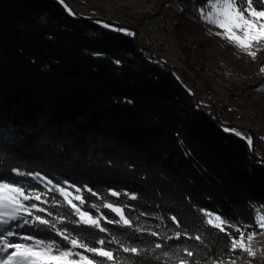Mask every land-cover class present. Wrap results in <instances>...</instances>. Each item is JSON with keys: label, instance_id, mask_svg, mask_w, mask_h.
Returning a JSON list of instances; mask_svg holds the SVG:
<instances>
[{"label": "trees", "instance_id": "obj_1", "mask_svg": "<svg viewBox=\"0 0 264 264\" xmlns=\"http://www.w3.org/2000/svg\"><path fill=\"white\" fill-rule=\"evenodd\" d=\"M80 4L85 3L0 0V179L21 181L29 192L41 193V200L25 201L45 209H31L34 215L56 222L89 247L112 251L118 264H178L185 248L194 252L191 264H264V235L253 241L259 249L255 257L230 250L232 239L239 238L235 228L246 235L261 232L255 218L264 214V165L259 163L264 153L231 131L232 120L249 121L237 115L241 102L225 111L206 95L219 97L211 82L203 83L205 89L193 86L200 66L189 59L188 29L204 20L200 10L207 0H155L148 13H131L139 26L146 27L144 18L158 19L154 28L177 49L192 79L163 58L161 63L151 58L126 19L95 8L86 12L77 8ZM241 6L247 7V0ZM253 6L264 10V0H254ZM250 89L252 97L257 91L264 98V72L258 81L238 87L241 99L251 96ZM258 115L255 139L264 141ZM13 168L39 172L75 193L79 188L83 203L73 202L99 219L100 227L76 223L80 216L59 192L49 191L52 185L16 176ZM105 203L121 207L130 223ZM205 213L235 227L220 231L207 223ZM15 230L19 235L9 239L16 242L30 243L20 237L32 235L71 247L44 225L34 228L30 222ZM198 235L202 240L194 239ZM121 245L142 253H126ZM75 251L93 264H113L85 249Z\"/></svg>", "mask_w": 264, "mask_h": 264}, {"label": "snow or ice", "instance_id": "obj_2", "mask_svg": "<svg viewBox=\"0 0 264 264\" xmlns=\"http://www.w3.org/2000/svg\"><path fill=\"white\" fill-rule=\"evenodd\" d=\"M254 0H247V7L241 6V0H207L206 9H201L202 18L222 31L217 32L216 35H220L227 39L230 43L235 44L242 51L246 52L252 58H256L257 51L264 49V10H257L253 6ZM107 27V25H106ZM129 35L133 33L129 32ZM255 49V50H254ZM264 72V67L261 68ZM229 131V129H225ZM235 132L237 136L241 133L235 129L231 130ZM247 143L251 148L253 145V138L248 136ZM264 139V138H262ZM12 172L16 176H31L34 180L41 182L47 181L46 187L52 185L49 191L59 192L68 205L80 216V220L76 221L78 224H88L92 227H100L99 219L93 218L88 213L81 212L80 208L73 203V199L79 200L83 203V198L80 195L72 197V194L67 189L60 187L58 184L53 185L52 180L42 177L39 172L26 173L21 172L19 169L13 168ZM67 183V182H65ZM91 191V189H88ZM76 192L79 193L80 189L77 188ZM113 196H118L120 193L112 192ZM43 195H47L44 193ZM42 194L36 191L29 192L21 181H7L0 179V264H93V260L88 256L83 255L80 252L75 251L77 248L85 249V251L93 253L95 255L106 257L113 264H118L115 254L112 251H106L103 248L97 249L89 247L81 239H78L71 235L66 229L61 230L57 228L56 222L46 219L39 215H34L31 209H38L40 212H44L45 209L38 208L35 203L26 204L25 201L41 200ZM131 199H136L135 194L130 196ZM105 208H110L121 216V221L124 224H129V220L126 219L120 208L113 207L110 203L103 205ZM26 214V215H25ZM208 216L207 223L220 231H226L227 228L235 227L221 216H213L211 213H205ZM51 216V212L48 213ZM63 217H56L57 222L63 223ZM176 220L175 217L172 218ZM22 221V223H20ZM15 222V223H14ZM31 222L32 227L36 225H44L47 228L55 231L57 235L61 236L63 240L68 241L71 245L69 248H62L56 240L46 242L43 239H36L32 235H25L20 237V241L16 242L10 240V237H17L19 234L15 229L23 228L25 225H29ZM111 222V221H110ZM120 221H117L119 223ZM256 227L261 229V232H249L247 235L244 230L235 228L239 232V238H233L231 241V251L237 249L246 252L249 257H255L259 249L254 247L253 241L257 235H264V214L257 213L255 218ZM251 226H244L248 228ZM100 231H105L104 228H100ZM157 235V233H152ZM180 233H176L175 236L178 239ZM194 239L202 240L201 236H195ZM100 245H104V241L98 242ZM157 249L161 248V244H156ZM121 248L126 253H131L136 256L141 255L142 250L136 247H125L121 245ZM186 254L184 258L179 259L178 264H191L188 258L194 256V252L188 248L183 249ZM169 253L165 252L164 256L168 257ZM213 264H236L235 260L213 261Z\"/></svg>", "mask_w": 264, "mask_h": 264}, {"label": "rangeland", "instance_id": "obj_3", "mask_svg": "<svg viewBox=\"0 0 264 264\" xmlns=\"http://www.w3.org/2000/svg\"><path fill=\"white\" fill-rule=\"evenodd\" d=\"M82 1L85 4H80L77 8L82 9L83 11L90 13L99 11L101 12V14H104L110 18H114L117 20L126 19L130 24L136 26V30L134 31V33L137 34L138 41L145 44V49H147V46L152 50L157 47L155 46V43L153 42L154 40L152 38L154 35H156L165 44L162 46V48H156V53H159V58L162 61L164 59L171 67H177L178 69L186 72L191 79L193 78L192 75H190L186 71V68L182 64V61H179V53L177 49L172 45L170 40H168L165 36L159 34L154 28L157 24L158 19H153L149 22L147 18H144L143 23H145L146 25V27H144L142 25H137L131 18V13L140 15L148 13L150 11L151 5L155 0ZM69 4L73 7L76 6V3L74 4L73 2H69ZM92 5L95 7H92ZM168 6L167 11L173 12V6ZM91 8H95L96 11ZM220 31L222 30L215 25L206 22L205 20H203L201 23L198 22L192 24L188 29L187 40L189 42V45H191V47L188 49L189 59L200 66L199 78L193 81L194 89L196 90L197 87L201 86L205 89L203 83L208 81L211 82L212 87L215 89V92L219 94V97H216L212 93H205L206 95H209V101H211L212 105H214L216 108H220L221 104H224L223 110L225 111L233 107H237V104L241 102L240 104L242 105V108H238V110H236L237 115H239V113L241 112L242 114H244V116H247L249 121L236 118L234 121H231V123L233 122L232 124H234L236 128H230L239 131L241 133V136H243L245 139L248 136L252 137L253 134V143L255 148H259L264 153V141H258L257 139H255V134L258 133L255 129V121L257 115L259 114L258 118H262V120H264V98L262 97L261 92L257 91L255 93L256 98L252 97V92L254 90L250 89L249 95L251 94V96L246 99H241L240 95H238L237 90L240 85L244 83H254L261 78V75L263 73L261 71V68L264 67V49L258 50L257 56L254 59L246 52L242 51L235 44L230 43L224 37L216 35V33ZM260 61L263 62L262 65H259ZM218 66H224L227 72L236 73L238 75V79H234L231 81L225 79L223 71ZM230 92H236L234 93V98L230 97ZM236 102L238 103L236 104ZM249 112H252L253 115H248ZM44 182H46V180L41 183L43 184ZM67 191L72 194V197L79 195L78 193H75L73 189H67Z\"/></svg>", "mask_w": 264, "mask_h": 264}, {"label": "built area", "instance_id": "obj_4", "mask_svg": "<svg viewBox=\"0 0 264 264\" xmlns=\"http://www.w3.org/2000/svg\"><path fill=\"white\" fill-rule=\"evenodd\" d=\"M152 38H153V40H154L153 42L155 43V46H157L158 49H159V48H162V46L165 45L164 42H163L162 40H160L156 35H154ZM150 41H151V40H150ZM147 45H148V44H147ZM149 45H150V44H149ZM157 47H156V48H157ZM156 48H154V49L152 50V49H149L148 46H147V49H145V50H146L147 54H148L151 58L155 59L158 63H161V59H160L159 56H158L159 53H156V52H157V49H156ZM263 62H264V61H263ZM263 62L260 61V64H259V65H262ZM218 67H220V69L223 71V73H224V75H225V79H227V80H229V81L234 80V79H238V75H237L236 73L227 72V71H226V68H225L224 66H218ZM248 115L252 116L253 113H252V112H249ZM259 163H261L262 165H264V160H260Z\"/></svg>", "mask_w": 264, "mask_h": 264}, {"label": "water", "instance_id": "obj_5", "mask_svg": "<svg viewBox=\"0 0 264 264\" xmlns=\"http://www.w3.org/2000/svg\"><path fill=\"white\" fill-rule=\"evenodd\" d=\"M112 205H113V204H112ZM113 207L120 208V209L122 210V208L119 207V206H117V205H113ZM109 209H110V208H109ZM122 213H123V210H122ZM115 214H116V216H117L119 219H121V216H120L119 214H117L116 212H115ZM123 215H124V213H123Z\"/></svg>", "mask_w": 264, "mask_h": 264}]
</instances>
